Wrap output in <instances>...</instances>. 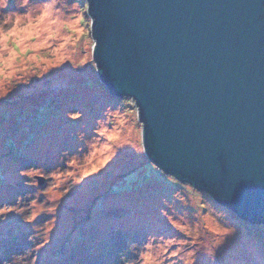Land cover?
Returning a JSON list of instances; mask_svg holds the SVG:
<instances>
[{
  "label": "rangeland",
  "instance_id": "374dc122",
  "mask_svg": "<svg viewBox=\"0 0 264 264\" xmlns=\"http://www.w3.org/2000/svg\"><path fill=\"white\" fill-rule=\"evenodd\" d=\"M88 9L0 5V264H264L262 226L149 159L138 105L99 76Z\"/></svg>",
  "mask_w": 264,
  "mask_h": 264
},
{
  "label": "water",
  "instance_id": "95a60500",
  "mask_svg": "<svg viewBox=\"0 0 264 264\" xmlns=\"http://www.w3.org/2000/svg\"><path fill=\"white\" fill-rule=\"evenodd\" d=\"M87 2L99 76L138 105L149 159L264 225V0Z\"/></svg>",
  "mask_w": 264,
  "mask_h": 264
},
{
  "label": "clouds",
  "instance_id": "9594fccd",
  "mask_svg": "<svg viewBox=\"0 0 264 264\" xmlns=\"http://www.w3.org/2000/svg\"><path fill=\"white\" fill-rule=\"evenodd\" d=\"M0 5H5L6 6V0H0ZM229 231H230V229L224 228L222 230L221 235L222 236H226L229 233ZM221 243H223V240H218L217 241V244H221ZM186 264H192V261L191 260H188V261H186Z\"/></svg>",
  "mask_w": 264,
  "mask_h": 264
},
{
  "label": "trees",
  "instance_id": "16d2710c",
  "mask_svg": "<svg viewBox=\"0 0 264 264\" xmlns=\"http://www.w3.org/2000/svg\"><path fill=\"white\" fill-rule=\"evenodd\" d=\"M238 220H240L241 222H243L245 225H247V226H250V227H254L255 229H257V228H260V226H262L263 227V229H264V225H253V224H251V223H248V222H246V221H243V220H241V219H239L238 218Z\"/></svg>",
  "mask_w": 264,
  "mask_h": 264
}]
</instances>
